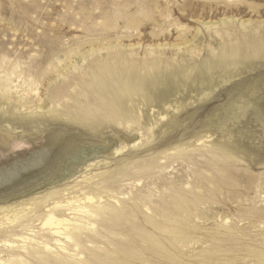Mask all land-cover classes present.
<instances>
[{"label":"rangeland","instance_id":"rangeland-1","mask_svg":"<svg viewBox=\"0 0 264 264\" xmlns=\"http://www.w3.org/2000/svg\"><path fill=\"white\" fill-rule=\"evenodd\" d=\"M263 42L264 0H0V261L93 264L136 230L147 264H264V56L135 96L127 118L81 87L119 52L204 69L224 44ZM73 198L92 215L54 208ZM51 211L84 225L65 251Z\"/></svg>","mask_w":264,"mask_h":264},{"label":"bare ground","instance_id":"bare-ground-1","mask_svg":"<svg viewBox=\"0 0 264 264\" xmlns=\"http://www.w3.org/2000/svg\"><path fill=\"white\" fill-rule=\"evenodd\" d=\"M250 50L254 51L252 53L257 55V59L248 53ZM263 56L264 42L253 45L245 44L241 48L224 44L215 55L210 57L206 68L200 69L189 66L175 69L174 67H165L166 65L160 68L157 66L156 60L138 66L135 61L125 57L123 52H119L116 56H107L103 62L91 67L90 77L81 83V87L97 100L101 110L118 108L120 115L127 118L129 116L127 103L133 102L135 96L141 97L148 104L163 102L177 87L185 86L187 80L192 81L195 85L209 84L212 78L211 73L217 74V76H229L234 67L242 63L251 66L260 59L262 60ZM156 66L157 68H155ZM87 118V121L90 120L95 123V118ZM220 152L219 156L225 158H231L238 153L236 147L231 144H222ZM85 199L92 201L93 198L92 196H85ZM79 201L78 198L66 199L64 204L57 201L54 208L66 207V209L91 216L92 213L85 205H80ZM185 203L188 204V202ZM43 223L52 230V234L62 238L56 240L58 245L63 244L59 246L61 251L67 250L68 242L76 240L79 230L84 227V225L71 222L70 219L56 217L53 211L47 214ZM154 224L156 228H162L158 221ZM176 230L178 237L183 239L187 230L183 228V225H178ZM127 231H129L128 237L120 238L117 235L118 237L107 238L113 242V251L103 252V257L93 264H147L151 262V257L142 256L144 254L143 247H137V231ZM146 237L143 240L146 249L161 251L159 247L156 248L157 244L150 235H146ZM43 247L50 249L46 242L43 243ZM0 264L4 263L0 261ZM52 264L72 263L55 260Z\"/></svg>","mask_w":264,"mask_h":264}]
</instances>
